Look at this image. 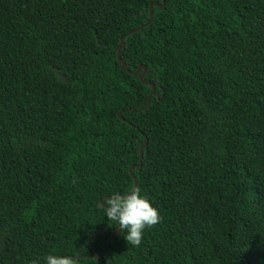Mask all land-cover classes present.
Returning <instances> with one entry per match:
<instances>
[{
  "label": "trees",
  "instance_id": "1",
  "mask_svg": "<svg viewBox=\"0 0 264 264\" xmlns=\"http://www.w3.org/2000/svg\"><path fill=\"white\" fill-rule=\"evenodd\" d=\"M150 2L0 0V264H264V0L153 5L124 112ZM144 141L133 247L98 205Z\"/></svg>",
  "mask_w": 264,
  "mask_h": 264
},
{
  "label": "clouds",
  "instance_id": "2",
  "mask_svg": "<svg viewBox=\"0 0 264 264\" xmlns=\"http://www.w3.org/2000/svg\"><path fill=\"white\" fill-rule=\"evenodd\" d=\"M107 205V207H105ZM109 221H115L128 244L133 247L141 245L144 230L163 221L159 210L153 207L146 194L136 187L129 193L113 194L98 205ZM118 222V223H117ZM46 264H80L79 257L59 256L49 254L44 258ZM31 264H39L33 260Z\"/></svg>",
  "mask_w": 264,
  "mask_h": 264
},
{
  "label": "water",
  "instance_id": "3",
  "mask_svg": "<svg viewBox=\"0 0 264 264\" xmlns=\"http://www.w3.org/2000/svg\"><path fill=\"white\" fill-rule=\"evenodd\" d=\"M153 5H154V6H157V7H159V8H161V7L163 6V0H160V3H157V2H150V3L148 4V17H147V20H146L144 23H142L141 25H139V26H137V27H135V28H133V29H130V30H128L125 34L121 35V36L119 37L118 43H117V45H116V47H115V57H116V60H117V62H118V64H119V66H120L121 68H123L125 71H127L129 74H131V75H137L138 80H139L142 84H147V85L150 86V90H149L147 96H146L144 99H142L140 102L136 103L134 106H131V107L126 108V109L124 110V112L130 111V110H132V109L138 107L139 105L143 104L144 102H146V101L150 98V96L152 95L153 90H154V86H153V84H151L149 81L143 79V76L145 75V72H146V69H145V67H144L143 65L137 66V67L135 68L134 71H128L127 68H126V66H125V64H124V62H123V59L119 57V49H120V46H121V43H122L124 37H125L126 35H129V34L135 32V31L139 30V29L142 28V27L147 26V25L150 23V21L152 20V10H151V7H152ZM139 70H141V71H139ZM117 118L121 119L119 113L117 114ZM121 120H123V119H121ZM123 121H124V120H123ZM145 144H146V142L144 141V142L140 145V147H139V150H138L139 162H138L136 165H132V166H130V167L128 168V173H129V175L131 176V178H132V182H133V184H132V188L130 189V191L136 187V178L132 175V173H131V169H132L133 167H138V166L140 165L142 149H143V147L145 146ZM130 191H129V192H130ZM129 192H128V193H129ZM99 202H101V201L99 200ZM101 203H102V202H101ZM105 207H106V206H105ZM118 229H119V228L117 227L116 229H114V230L111 232V234H110V236L108 237V239L106 240V242H108V241L111 240L113 234H114L115 232H117ZM103 234H104V233L101 234V228H99V229L97 230V232H96V234H95L94 237L101 236V238H102V237H103ZM94 256H95L96 258L98 257L97 255H94Z\"/></svg>",
  "mask_w": 264,
  "mask_h": 264
}]
</instances>
